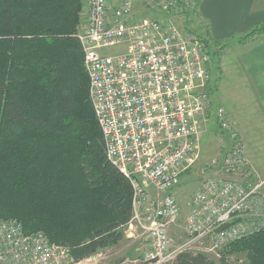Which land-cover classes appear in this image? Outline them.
<instances>
[{
	"label": "built area",
	"instance_id": "2783aa9c",
	"mask_svg": "<svg viewBox=\"0 0 264 264\" xmlns=\"http://www.w3.org/2000/svg\"><path fill=\"white\" fill-rule=\"evenodd\" d=\"M139 1L82 0L76 38L106 158L133 187L125 227L136 225L147 237L146 252L135 263L166 264L207 236L214 248L264 228V178L253 179L243 141L226 108L217 106L220 143L231 137L228 162L191 196L187 239L171 243L169 229L180 212L172 188L197 158L202 123L213 107V50L208 38L170 19H135ZM198 1L158 0L156 8L164 14L195 12ZM116 46L124 49L102 52ZM69 262L75 261L67 246L42 232L25 234L18 220L0 216V264Z\"/></svg>",
	"mask_w": 264,
	"mask_h": 264
},
{
	"label": "trees",
	"instance_id": "16d2710c",
	"mask_svg": "<svg viewBox=\"0 0 264 264\" xmlns=\"http://www.w3.org/2000/svg\"><path fill=\"white\" fill-rule=\"evenodd\" d=\"M81 8L82 0H0V216L67 246L75 262L124 238L133 198L93 112L76 38ZM222 252L264 264V228ZM173 264L215 263L184 250Z\"/></svg>",
	"mask_w": 264,
	"mask_h": 264
},
{
	"label": "rangeland",
	"instance_id": "374dc122",
	"mask_svg": "<svg viewBox=\"0 0 264 264\" xmlns=\"http://www.w3.org/2000/svg\"><path fill=\"white\" fill-rule=\"evenodd\" d=\"M157 4L158 0H140L137 2L135 4V19L167 18L172 20L181 29L192 30L207 38L204 32V23L200 22L198 18L195 17L194 11L185 12L184 10L178 9L171 13L164 14L156 8ZM261 33L264 32L252 29L247 34L238 35L237 37L229 38L225 41H219L218 43L221 44L220 46L219 44L217 45V42L208 38V42L212 46L213 50L210 65L212 82L211 100L213 102V107L212 110H209L205 116L207 121L202 123L203 133L200 135L197 158L193 164L186 169L178 184L172 188V194L176 197L178 201L177 204L180 208L176 224L171 226L169 229V237L172 244L182 243L187 239V234L184 230V223L188 214L189 200L191 196L194 195V192L202 185V182L205 179L220 174L221 169L224 167L223 165H226L228 162L226 154L227 151L231 149V137L227 136L225 138V145L220 143V135L223 131L220 132L218 123L213 113V111L216 110V107L219 106L218 103L221 102L222 105L225 106L230 117V122L234 127H237V130L239 125L249 122V120H245L243 115L239 113L240 110L236 111L234 114L235 108L232 109V99H230L229 107L228 104H224V100L219 98L218 83L221 78H219L218 64L225 56L226 58L230 57L229 61L231 60V62L228 63L233 64L232 57L237 59V55L240 54L241 48L239 45L242 44L239 43L254 41L256 38H261ZM123 49V46H116L102 49V52L105 54H113L120 52ZM241 115L242 117H240ZM237 135L242 138L240 132H237ZM246 149L247 152L245 153V157L248 159V164L250 165L252 172L255 174L253 179L257 180L258 178H264V174H261L257 168L260 162L257 161V164L254 165L250 160L251 156L250 153H248L249 148H246L245 146V151ZM260 158L264 159V152H262ZM236 178L243 181L241 176H236ZM260 188H262V191L264 190V183ZM124 233V238L118 244L104 249H99L97 252L81 261L69 262L66 264H142L141 261L135 263V260L142 259L144 253L146 252L148 247L146 234L136 225L125 227ZM224 244L213 248V243L210 240V237L207 236L199 244H196L191 248L189 247L186 251L193 253L204 252L214 261L215 264H247V256L245 252L223 253L222 249ZM174 260L175 259L167 262L166 264H173Z\"/></svg>",
	"mask_w": 264,
	"mask_h": 264
},
{
	"label": "crops",
	"instance_id": "0c3cea01",
	"mask_svg": "<svg viewBox=\"0 0 264 264\" xmlns=\"http://www.w3.org/2000/svg\"><path fill=\"white\" fill-rule=\"evenodd\" d=\"M195 17L204 23L207 38L220 46L219 41L247 34L264 22V0H199ZM261 36L239 43L242 45L237 59L231 56L233 64L228 63L230 57L222 58L218 64V92L229 107L230 99L233 100L234 114L240 110L249 120L239 125V131L232 126L249 148L251 162L255 165L259 161L257 168L264 174V159L260 158L264 152V33Z\"/></svg>",
	"mask_w": 264,
	"mask_h": 264
}]
</instances>
